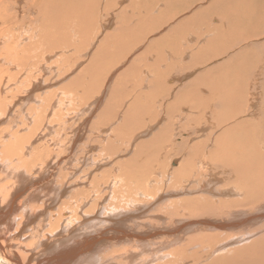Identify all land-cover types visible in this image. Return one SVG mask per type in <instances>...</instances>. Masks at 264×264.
Instances as JSON below:
<instances>
[{
	"label": "rangeland",
	"instance_id": "obj_1",
	"mask_svg": "<svg viewBox=\"0 0 264 264\" xmlns=\"http://www.w3.org/2000/svg\"><path fill=\"white\" fill-rule=\"evenodd\" d=\"M42 1L43 8L26 3L22 5L23 9L19 8L21 4L14 6L12 3H0L6 10L5 17L0 14V18L7 17L6 20L15 21H6L5 25L0 22V98H3L0 99V115L4 116L0 117L4 119L0 121V128L3 129H0V150L5 146L3 148L7 153L9 149L7 155L12 163L19 161L17 154L20 153L26 158H23V163L29 161L26 165L38 162L41 154L40 162H47L48 159L51 165L48 166L49 170L52 168V172L44 170L47 177L42 175V178L45 176L49 188L41 191L50 193L47 195L50 204L46 203L45 208L49 205L52 207V203L55 206L48 210L43 208V212L36 210L45 217L41 215L37 218V224L35 221L29 223L26 232L29 229L31 232L34 226L35 229L37 225H43L39 227L44 234L45 230L50 231L46 234L48 235L52 232V227H56L55 232L64 235L73 233L77 245H81L83 241L87 244L86 242L94 236L104 239V234L120 243L126 239L125 243L112 248L105 245L104 252H100L102 254L97 250L98 254L95 253L92 260H83L80 264H125V261L119 263L117 256L123 255L125 249L134 251L136 248L145 253L141 261L145 258L150 261L153 258L148 264H209L216 256L228 260L229 264L233 261V264H264V235L261 236L264 234V228L260 223L250 228H256L251 237L245 232L230 231L236 228L233 226L226 227L232 228L226 229L230 231L229 234L225 229L223 232L220 230L223 227L217 223L220 220L225 221L232 209L237 210L228 209L227 202L242 199L238 191H245L251 180L242 182L238 187L234 181L235 175H229L228 168L214 169L220 167V163L239 164L250 155L249 153L254 155L253 158L264 160V144L259 145L264 141V116L263 120L257 119L258 115L264 114V105L259 107L262 99L264 102V70L261 71L264 69V0H181V3L180 0ZM16 11L19 13L16 14ZM35 18L41 24L36 23ZM54 22L59 24L61 29H51L50 23ZM253 25L256 28H251ZM242 28L244 33L237 35L243 32ZM138 38L139 42L136 41ZM241 43L245 47L240 46ZM247 44L250 47L246 46ZM104 47H107L106 51ZM103 51L105 53H101ZM253 87L256 94L251 90ZM242 92H248L251 100L254 97L252 101H257L255 111H250L254 102L248 100L249 96L244 99L247 101L244 106H249L244 112H250L252 115L247 116L248 120L241 123V127L236 130L238 133L249 135L244 134L246 136L243 137L228 133L223 146L215 147L213 137L209 141L211 144L208 142L211 146L203 147L202 144L211 129L208 125H214L221 118L229 116L228 101L231 98L234 100L235 96ZM252 92L255 95H252ZM215 101L219 103L217 106ZM251 124L261 126V130L253 132ZM217 132L219 130L215 136L221 130ZM159 138L163 140L160 141ZM16 141H19L20 145ZM246 143L250 144L247 146ZM141 145L143 150L140 149ZM145 150L148 153L145 154ZM13 154H16L17 158ZM239 154H242L241 159ZM9 159H6L7 168L15 172ZM202 160L206 162L204 167L198 164ZM25 164L19 169L24 173L29 169ZM37 166L36 170L39 168ZM244 166L248 170L254 169V165L249 166L246 163ZM239 170L248 173L243 165ZM253 174L259 176L261 181L264 178L263 172ZM146 176L150 179L145 178ZM212 176L217 181L207 188H200L207 185ZM142 179L143 183H146L140 186L138 181ZM50 191H57L58 195H52ZM27 192L24 197L26 200L29 199ZM36 192L39 191L33 192L34 196ZM225 192H230L233 196L228 197L226 194L230 193ZM52 196L57 200L52 199ZM33 198L35 197L27 200L28 205H41L42 200L36 201ZM201 199L203 203L212 200L217 202L215 204L221 202L217 206L220 209L215 212L220 214L216 218L205 215L195 217L180 211L184 210V204L189 201ZM170 203L172 208H176L173 209L176 214L169 211L172 209ZM101 206L103 208H100ZM252 207L247 205L238 215L246 210L253 211ZM255 209L258 208L255 206ZM225 211L229 213L226 214ZM27 212L33 214L30 210ZM169 213L174 218L170 217ZM125 214H137V222L131 227L128 222L122 225L123 231H126L123 238L113 232L120 227L108 219L114 217V221H118ZM197 216L202 220L205 216V219L201 221L199 218V221ZM15 217L19 222L17 213ZM190 221L193 222L188 223ZM232 221L237 220L234 218ZM16 222L15 226L18 224ZM58 222L60 223L56 225ZM153 226L159 228H156L157 232H154L156 230L152 229ZM18 229L20 230L14 227L10 230L15 233L13 236L20 233ZM147 230L150 234H145ZM129 233L134 236H127ZM215 235L220 239V244L217 239L216 243L211 239ZM224 235H227L224 240L230 242L219 238H225ZM22 236L12 239H15V242L21 241L19 244L24 249L21 252L26 249L30 253L32 241ZM208 240H211V251H208ZM157 241H161V244ZM202 242H208L205 249ZM252 247V250L257 252L251 257L244 258L245 253L239 254ZM206 250L210 253L209 257L205 256ZM34 252L33 254L37 253ZM238 255L243 256L237 258ZM100 257L101 263L98 260ZM247 259L250 261L247 262ZM136 260L137 258L134 264L137 263ZM21 261L23 263V259ZM40 262L38 260L35 264Z\"/></svg>",
	"mask_w": 264,
	"mask_h": 264
},
{
	"label": "bare ground",
	"instance_id": "obj_2",
	"mask_svg": "<svg viewBox=\"0 0 264 264\" xmlns=\"http://www.w3.org/2000/svg\"><path fill=\"white\" fill-rule=\"evenodd\" d=\"M22 1V2H21ZM21 1H17V0H10V1H7V0H0V3H12L14 6H19V4H21V6H19V8L20 7H22V9H23V4H26V3H29V4H35L37 7L39 6V8H43V7H41V4L43 3V1L42 0H21ZM90 1V0H89ZM88 1V2H89ZM102 1V0H101ZM104 1V0H103ZM122 1V0H121ZM125 1V0H124ZM127 1V0H126ZM133 1V0H132ZM176 1H179V0H176ZM175 1V2H176ZM170 2V1H169ZM174 2V1H173ZM95 3V2H94ZM180 3H181V0H180ZM185 4V3H184ZM87 5V4H86ZM147 5V4H146ZM12 7V6H11ZM179 7V6H178ZM15 8H17V7H15ZM18 8V9H19ZM165 8V7H164ZM196 8V7H195ZM22 9H21V11H22ZM86 9V8H85ZM119 9V8H118ZM100 10V9H99ZM192 10V9H191ZM5 9H4V7H3V5H0V14L1 15H3L4 17H5ZM86 11V10H85ZM125 11V10H124ZM110 12V11H109ZM114 12V11H113ZM126 12V11H125ZM189 12V11H188ZM187 12V13H188ZM16 14H18L19 13V11H16L15 12ZM163 13V12H162ZM238 13V12H237ZM100 14V13H99ZM115 14V13H114ZM129 14V13H128ZM191 14V13H190ZM37 15H39L38 13H37ZM186 16V15H185ZM191 16V15H190ZM41 17V16H40ZM117 17V16H116ZM133 17H134V15H133ZM49 19H50V17H48ZM173 18H174V16H173ZM239 18V17H238ZM7 19V17L6 18H0V22H2L3 24H1V25H5L4 23L7 21L8 23H12V22H15V21H11L10 22V20H6ZM16 20H17V16H16V18H15ZM100 19V18H99ZM42 20V19H41ZM139 20V19H138ZM174 20V19H173ZM196 20V19H195ZM241 20V19H240ZM254 20V19H253ZM256 20H258V19H256ZM43 21V20H42ZM50 21L52 22V20L50 19ZM151 21V20H150ZM35 22L36 23H38V22H40L37 18H35ZM57 22V21H56ZM56 22H54V23H50L51 25H50V27H51V29H61V27L59 26V24H55ZM73 22V21H72ZM241 22V21H240ZM248 22V21H247ZM116 23V22H115ZM138 23V22H137ZM225 23V22H224ZM244 23V22H243ZM253 23H254V21H253ZM252 23V24H253ZM255 23H257V22H255ZM40 24H41V22H40ZM63 24V23H62ZM140 24V23H139ZM236 24V23H235ZM241 24L242 23H240V26H241ZM65 25V24H64ZM94 25V24H93ZM138 25V24H137ZM198 25V24H197ZM255 25V24H254ZM253 25V27L251 26V28H256V26H254ZM120 26V25H119ZM128 26V25H127ZM237 25H235V27H236ZM126 27V26H125ZM198 27V26H197ZM201 27V26H200ZM218 27V26H217ZM247 27H249V26H247ZM246 27V28H247ZM259 27H260V25H259ZM6 28H8V26L6 25ZM36 28V27H35ZM130 28V27H129ZM128 28V29H129ZM199 28V27H198ZM258 28V27H257ZM46 29V28H45ZM48 29H50L49 27H48ZM70 29V28H69ZM128 29H124V30H128ZM235 29V28H234ZM243 29V32H239L240 34H238L237 33V35H240L241 36V33H244V28H242ZM252 29V30H253ZM36 30H38V28L36 29ZM121 30V29H120ZM123 30V31H124ZM131 30V29H130ZM137 30V29H136ZM241 30V29H240ZM122 31V30H121ZM132 31H134V29H132ZM131 31V32H132ZM139 31V30H138ZM206 31V30H205ZM219 31V30H218ZM248 31V30H247ZM264 31V30H263ZM35 32V31H34ZM65 32V31H64ZM125 32V31H124ZM137 32V31H136ZM249 32H250V30H249ZM254 32V31H253ZM256 32V31H255ZM258 32V31H257ZM2 33V32H1ZM50 33V32H49ZM52 34L54 33V32H51ZM59 33V32H58ZM135 33V32H134ZM138 34H139V32H137ZM214 32H212V34H213ZM235 33V32H234ZM262 33V32H261ZM107 34V33H106ZM129 34V33H128ZM203 34H204V31H203ZM210 34V33H209ZM34 35V34H33ZM111 35V34H110ZM142 35V34H141ZM214 35V34H213ZM237 35L235 36L236 38H237ZM244 35V34H243ZM260 35V34H259ZM112 36V35H111ZM219 36V35H218ZM136 37V36H135ZM214 37V36H213ZM216 37V36H215ZM249 37H250V34H249ZM132 38V37H131ZM134 38V37H133ZM243 38V37H242ZM241 38V39H242ZM148 39V38H147ZM193 39V38H192ZM192 39H190V40H192ZM235 39V38H234ZM239 38H237V40H238ZM262 39V38H261ZM132 40H134V39H132ZM137 40H139V38L138 39H136V41ZM187 40V39H186ZM194 40V39H193ZM213 40H214V38H213ZM236 40V39H235ZM234 40V41H235ZM236 40V41H237ZM243 40H245L244 38H243ZM206 41H208V40H206ZM205 41V42H206ZM220 41V40H219ZM246 41V40H245ZM262 43H263V41L262 40H260ZM112 42V41H111ZM137 42H139V41H137ZM241 42H244V41H241ZM255 42V41H254ZM261 42H259V43H261ZM108 43V42H107ZM246 43V42H245ZM137 44V43H136ZM258 44V43H257ZM142 45V44H141ZM227 45V44H226ZM231 45V44H230ZM234 45V44H233ZM241 45H243L242 43L240 44V46ZM118 46V45H117ZM128 46V45H127ZM215 46V45H214ZM238 45H237V43H236V48H238L237 47ZM244 46V45H243ZM242 46V47H243ZM246 46H249L248 44L246 45ZM98 47H100V45H98ZM98 47H97V50H98ZM101 47H103V46H101ZM123 47H125V46H123ZM205 47V46H204ZM227 48H229L228 47V45L226 46ZM231 47H232V45H231ZM242 47H240V48H242ZM245 47V46H244ZM242 48V50L243 49H245V48ZM250 47V46H249ZM248 47V48H249ZM19 48V47H18ZM86 48H87V46H86ZM105 48V47H104ZM107 48V47H106ZM106 48H105V51H106ZM128 48V47H127ZM130 48V47H129ZM210 48V47H209ZM215 48V47H214ZM227 48H226V50H227ZM210 49H212V48H210ZM222 49V48H221ZM230 49V48H229ZM228 49V50H229ZM235 49V48H234ZM249 49H251V48H249ZM253 49V48H252ZM96 50V49H95ZM104 50V49H103ZM236 50V49H235ZM234 50V51H235ZM241 50V49H240ZM99 51V50H98ZM105 51H103V52H101V53H105ZM206 51H208V50H206ZM220 51V50H219ZM244 51V50H243ZM110 52V51H109ZM218 52V51H217ZM221 52V51H220ZM232 52V51H231ZM245 52V51H244ZM108 53V52H107ZM235 53H237V51L235 52ZM250 53V52H249ZM248 53V54H249ZM209 54H210V52H209ZM223 54V53H222ZM229 54V53H228ZM101 55V54H100ZM103 55V54H102ZM238 55V54H237ZM223 56V55H222ZM19 56H17V58H18ZM121 57V56H120ZM235 57H236V54H235ZM248 57H250L249 55H248ZM16 58V59H17ZM91 58V57H90ZM89 58V59H90ZM238 58V57H237ZM18 59H20V58H18ZM170 59V58H169ZM98 60V59H97ZM112 60H114V59H112ZM223 60V59H222ZM225 60H226V58H225ZM234 60V59H233ZM250 60H252V59H250ZM89 61V60H88ZM94 61V60H93ZM171 61V60H170ZM224 61V60H223ZM236 61V59L234 60V62ZM249 61V60H248ZM20 62V61H19ZM19 62H17V63H19ZM90 62V61H89ZM97 62V61H96ZM218 62V61H217ZM21 63H22V61H21ZM24 63H25V61H24ZM23 63V64H24ZM88 63V62H87ZM99 63V62H98ZM106 63V62H105ZM221 63V62H220ZM20 64V63H19ZM19 64H17L18 66H19ZM31 64V63H30ZM102 64V63H101ZM104 64V63H103ZM102 64V65H103ZM237 64V63H236ZM16 65V66H17ZM95 65V64H94ZM222 65V64H221ZM227 65V64H226ZM89 66V65H88ZM98 66H99V64H98ZM223 66V65H222ZM206 67V66H205ZM227 67H228V65H227ZM92 69H94V67L92 66L91 67ZM251 68V67H250ZM96 69V68H95ZM99 70H100V68H98ZM25 70V69H24ZM98 70V71H99ZM260 70V69H259ZM264 69H262L261 71H263ZM28 71V70H27ZM220 71V70H219ZM216 72V71H215ZM24 73H25V71H24ZM23 73V74H24ZM253 73V72H252ZM258 73H259V71H258ZM22 74V75H23ZM93 74V73H92ZM222 74V73H221ZM263 74H264V72H263ZM84 75V74H83ZM258 74H256L255 75V77L257 76ZM21 76V75H20ZM19 76V77H20ZM16 77V76H15ZM30 77V76H29ZM79 77V76H78ZM253 76H250V78H252ZM264 77V76H263ZM218 78V77H217ZM257 78V77H256ZM13 79V78H12ZM15 79V78H14ZM13 79V80H14ZM30 79H31V77H30ZM254 79V78H253ZM22 80V79H21ZM17 81V80H16ZM28 81H29V79H28ZM78 81V80H77ZM225 81V80H224ZM14 82V81H13ZM13 82H11V83H13ZM21 82H23V81H21ZM24 83V82H23ZM22 83V84H23ZM251 84L253 83V82H250ZM256 83V81L254 82V84ZM22 84H20V85H22ZM253 84V85H254ZM11 85V84H10ZM8 86V85H7ZM25 86V85H24ZM255 87H257V86H255ZM255 87H253L251 90H253V92L255 91ZM0 88H2V86L0 87ZM6 88V87H5ZM242 88V87H241ZM4 89V88H3ZM101 89V88H100ZM159 92H161V91H159ZM249 92V91H248ZM248 92L247 93H245V92H242V93H239V94H237L236 96H235V98H234V100L231 98L230 100H229V98L227 99V100H229L228 101V109H229V116H225V117H223V118H221L220 119V121H217V118H216V121L218 122V123H216V124H214V125H210L209 123H207V125L211 128L210 129V133L208 134V136H206V137H208V138H206L205 139V141L203 142V144H202V146L204 147H209V146H211V145H209V143L211 144V142H209L210 141V139L211 138H213L212 140H213V142H214V146L215 147H220V146H223L224 145V138H225V136L229 133V134H235V135H237V134H239L240 136H243V137H245L246 135H249L248 133H238L236 130H238L240 127H241V123H244L245 121H247L248 119L246 118L247 116H249V115H252V113H250V112H244V111H246L247 110V108L246 107H248L249 108V106H244L245 104H246V102L247 101H245L246 100V98H248ZM252 92V95H255L254 93ZM256 92H257V90H256ZM25 93V92H24ZM163 93V92H162ZM258 93V92H257ZM16 96H17V94H15ZM263 95V94H262ZM19 96H20V94H19ZM229 96V95H228ZM260 96V95H259ZM23 97V96H22ZM211 97H212V95H211ZM20 98V97H19ZM218 98V97H217ZM249 98H250V96H249ZM253 99H254V97H252ZM263 98V97H262ZM0 99H3V98H0ZM245 99V100H244ZM252 99V100H253ZM256 99V98H255ZM20 100V99H19ZM22 100H24V99H22ZM204 100V99H203ZM219 100H220V98H219ZM226 100V99H225ZM248 100H251V98L250 99H248ZM251 100V101H252ZM233 101H235V102H233ZM250 101V102H251ZM12 102H14V101H12ZM207 102H208V100H207ZM252 102H254V101H252ZM257 102V101H256ZM256 102H254V103H252L251 104V107L252 108H250V111H253L252 109H254V107L256 106ZM212 103V102H211ZM218 103V102H217ZM216 103V101H215V105L217 106L218 104ZM213 104V103H212ZM212 104H210V105H212ZM213 104V105H214ZM22 105V104H21ZM264 105V102H263V99L260 101V103H259V107H261V106H263ZM9 106H11V105H9ZM208 106V105H207ZM206 106V107H207ZM205 107V108H206ZM215 107V106H214ZM172 108H173V106H172ZM210 108H212V107H210ZM7 109V108H6ZM258 109V108H257ZM9 110V109H8ZM11 110V109H10ZM15 110V109H14ZM211 111H213L212 109H210ZM215 110H217V109H215ZM16 111V110H15ZM228 111V110H227ZM254 111H255V109H254ZM261 111V110H260ZM216 112V111H215ZM263 112V111H262ZM217 113V112H216ZM227 113V112H226ZM0 114H2V113H0ZM4 115V114H3ZM228 115V114H227ZM208 116V115H207ZM264 116V114H261V115H258V118L257 119H259V120H263L262 119V117ZM0 117H2V115H0ZM4 117V116H3ZM2 117V118H3ZM5 117H6V115H5ZM23 117H25V115L23 116ZM213 117V116H212ZM211 116H210V118H212ZM20 118H22V117H20ZM214 118V117H213ZM255 118V117H254ZM23 119H25V118H23ZM1 120H4V119H1L0 118V121ZM27 120V119H26ZM256 120V119H255ZM254 120V121H255ZM211 121V120H210ZM27 122V121H26ZM25 122V123H26ZM212 122V121H211ZM24 123V122H23ZM22 123V124H23ZM24 123V124H25ZM154 123V122H153ZM252 126H251V130L253 131V132H258V131H260L261 130V126H257V125H254V124H251ZM23 126V125H22ZM2 131H3V129L2 128H0ZM22 129V128H21ZM28 129V128H27ZM0 130V131H1ZM219 130V132H220V130H221V132L219 133V132H217V133H219L218 135H216L215 136V133H216V131H218ZM248 130H250V129H248ZM16 131V130H15ZM14 131V133H16ZM20 131V130H19ZM105 131V130H104ZM143 131V130H142ZM142 131L140 132V133H142ZM167 131H169V130H167ZM8 132H9V130H8ZM25 132H26V130H25ZM31 132V131H30ZM164 132V131H163ZM2 133V132H1ZM159 133H161V132H159ZM166 133V132H165ZM169 133V132H168ZM22 134H23V132H22ZM244 134H246L245 136H244ZM252 134H255V133H252ZM263 134H264V132H263ZM8 135V133L6 134V136ZM10 135V134H9ZM18 135V134H17ZM6 136H4V138L6 137ZM13 136H16V135H13ZM24 136V135H23ZM55 136V135H54ZM53 136V137H54ZM228 136V135H227ZM250 136H252V135H250ZM2 137V135L0 136V138ZM156 137H158V135H156ZM256 137V136H255ZM32 138V137H31ZM162 138V137H161ZM161 138H159L160 139V141H162L161 140ZM167 138V137H166ZM236 138V137H235ZM252 138H254L253 136H252ZM9 139V138H8ZM57 139V138H56ZM55 139V140H56ZM153 139H155L154 137H153ZM237 139V138H236ZM241 139V138H240ZM247 139H248V136H247ZM156 140V139H155ZM243 140V139H242ZM258 140V139H257ZM261 140V139H260ZM264 140V139H263ZM3 141V140H2ZM9 141H11V139L9 140ZM21 141H22V138H21ZM0 142H1V140H0ZM5 142V141H4ZM4 142H2V143H4ZM18 144L20 143L19 141H16ZM156 142V141H155ZM165 142L167 143L168 141L165 139ZM209 142V143H208ZM11 143H14V142H11ZM146 143H149V142H146ZM150 143H152V141L150 142ZM157 143V142H156ZM158 143H161V142H158ZM165 143V144H166ZM208 143V144H207ZM239 143H241V142H239ZM161 144H163V143H161ZM160 144V145H161ZM250 144V143H249ZM249 144H247L246 143V145L248 146ZM263 145L264 144V141L262 142V143H260L259 145ZM20 145V144H19ZM58 145V144H57ZM152 145V144H151ZM200 145V147H202L201 146V144H199ZM198 145V146H199ZM195 146H197V144H195L194 145V148H195ZM3 147H5V146H3ZM2 147V149L0 150V264H35L38 260L39 261H41L40 262V264H80V262L81 261H83V260H87V259H89V260H92V257L94 256L95 257V253H96V251L98 250V253H100V252H104V250H105V245H108L109 247H114V246H116V245H118V244H123V243H125L124 241L126 240V239H124L123 240V242L122 243H120V242H118V241H114V240H112V238H110L108 235H105L104 234V236H106V237H104V236H102V237H104V239H100L99 237H98V239L95 237H92V238H90L89 239V241H87L86 243L87 244H84V241H83V243L81 244V245H77V242H76V240H74L75 238V236L73 237L72 235H73V233L72 234H69V233H66L65 235L63 234V233H58V232H55V229H56V227H52V232L51 233H49L48 235H46L48 232H50V231H48L47 230V232H46V230H45V234H44V232L42 233V231H41V229H40V227H42L43 225V222H42V226H40V225H37L38 227H36L35 229H34V227H32L33 228V230L30 232V229L26 232V229L28 228V224L29 223H32L33 221H35L37 218H39L41 215H43L42 213H38L37 211L39 210V211H42V209L43 208H45V204L47 203V204H50V203H48L49 202V200L50 199H48V197H47V195H49L50 193H49V191H48V193L47 194H45L44 192H42L41 190H46L47 188H49V185H48V182H47V184H46V179L44 178L45 176L47 177V175H45V172H44V170H49V167L48 166H51L50 165V161L48 162V159H47V162H45V161H43V163L42 162H40L41 161V158H42V156H41V154H40V156L38 157V159H37V161L38 162H36V163H39L40 165H36V163H31V164H29V165H26L28 162H27V160H26V164L25 163H23V162H25V160L24 159H26V158H24V157H22V155L20 156L19 154H17V156H19L18 157V159H19V161H14L13 163L11 162V159H9L10 157H8V155H7V153H9V149L7 150L8 152L6 153V151H5V148H3ZM143 146L141 145L140 146V149H142L143 150V148H142ZM157 147H159V145H157ZM199 147V148H200ZM254 147H257V146H254ZM188 148V147H187ZM190 148V147H189ZM197 148V147H196ZM195 148V149H196ZM173 149V148H172ZM194 149V150H195ZM190 150V149H189ZM11 151H13V149H11ZM53 151V150H52ZM56 151V150H55ZM139 151H141V150H139ZM146 151V150H145ZM29 152H30V150H29ZM143 152V151H142ZM141 152V153H142ZM191 152V151H190ZM21 153H22V151H21ZM56 153V152H55ZM146 153H148V151H146L145 152V154ZM150 154H151V152H149ZM242 153V152H241ZM30 154V153H29ZM145 154H143L142 153V155H144L145 156ZM152 154H153V152H152ZM154 154H155V152H154ZM250 155L246 158V159H244V160H241L240 162H239V164H236V163H230V162H227V163H224V164H222V163H220L221 164V166L220 167H215L214 169H219V168H221V169H224V167H226V168H228L229 170H230V173H229V175H231V174H233V175H235V179H234V181H235V184H236V186H240V184L242 183V182H246V181H249V180H251L250 181V184H249V186L247 187V189L245 190V191H238L239 192V196H241V197H243L242 199L240 198L239 200H236V201H231V202H227V207H228V209L230 208H237V210L236 209H232V213H226V211H225V213L226 214H228V216H227V219L226 218H224V219H226L225 221H221L220 220V222H217V223H219L220 224V226H222L223 228H220V230H230V229H232V228H230L231 226H233V227H236L235 229L233 228V230H230V231H239V232H245V233H247V235L248 236H250L251 237V233H253V231H254V229H256V228H254V229H250V228H252L254 225H257L258 223H260L261 225L260 226H262V228H264V178L262 179V181H261V178L259 177V176H256V175H254L253 174V172H263L264 173V160L263 159H260V158H253L254 157V155L253 156H251L252 155V153H249ZM14 155V154H13ZM16 155V154H15ZM15 155H14V157H15ZM142 155H139V157L140 156H142ZM17 156L15 157V158H17ZM27 156V153H26V155H25V157ZM30 156H32L31 154H30ZM45 156H47V155H45ZM13 157V156H12ZM37 157V156H36ZM48 157V156H47ZM55 157V156H54ZM24 158V159H23ZM51 158V157H50ZM232 158V157H231ZM242 158V154H239V159H241ZM6 159H9V162H10V166H12L13 167V170L15 171V172H13V171H10L8 168H7V165H6ZM28 159V158H27ZM160 159V158H159ZM24 160V161H23ZM44 160V159H43ZM200 163H198L200 166L202 165V167H204L203 165L204 164H206V162H205V160H202V161H199ZM56 163V162H55ZM54 163V164H55ZM58 163V162H57ZM249 164V166H252V165H254V169L253 170H248L244 165L245 164ZM24 164L26 165V167H28L29 166V169H27L28 171H26V173H24V172H22V170L20 171L19 169H21L20 167L21 166H24ZM197 164V165H198ZM255 164H257V165H260V166H256ZM53 165V164H52ZM196 165V167L198 168V166ZM241 165H243V168L246 170V171H248V173H245L244 172V170H239V167L241 166ZM36 166L37 167H39L37 170L35 169L36 168ZM54 166V165H53ZM215 166V165H214ZM26 167H24V168H26ZM202 167H201V169H202ZM54 168L55 167H53V170H54ZM52 169V168H51ZM49 170V171H51L52 172V170ZM17 170V171H16ZM19 170V171H18ZM48 171V172H49ZM55 171V170H54ZM53 171V172H54ZM196 171V170H195ZM200 171V170H199ZM20 172V173H19ZM44 172V173H43ZM48 172H46V173H48ZM197 172V171H196ZM18 173V174H17ZM53 174V173H52ZM42 175H45V176H43V178H44V180H43V178H42ZM49 175H50V173L48 174V177H49ZM53 176H54V174H53ZM147 177H149V176H146L145 178H147ZM54 178V177H53ZM139 178V177H138ZM145 178H143L144 180H146ZM50 179H52V178H50ZM55 179V178H54ZM135 179V178H134ZM143 179L139 182L138 181V184L141 186L142 184H145V183H143L144 181H143ZM148 179V178H147ZM149 179H150V177H149ZM148 179V180H149ZM53 180V179H52ZM135 180H137V179H135ZM153 180V179H152ZM42 181H44L45 182V184H44V182L42 183V184H44V185H42L40 182H42ZM151 181V180H150ZM161 181V180H160ZM215 181H217V179L214 177V176H212L211 178H209V180L207 181V185H202V186H200V188L201 187H203V188H207V187H209L213 182H215ZM51 182H53V183H55L54 181H51ZM149 182V181H148ZM150 183V182H149ZM55 185L53 184V187H54ZM133 186H138V185H136V184H133ZM162 186V185H161ZM52 186L50 185V188H51ZM139 187V186H138ZM31 189V191L29 192L28 190H30ZM53 190H54V188H52ZM52 189H50V190H52ZM155 189H159V188H155ZM43 190V191H44ZM56 190H57V187H56ZM29 192V194H28V198L29 199H27V200H31L30 198L31 197H35V198H33V199H35L36 201L38 200H42L41 201V205L39 204V202H37V204H39V205H33V206H31V205H28L27 204V200L26 199H24V197L25 196H27V195H25V193L26 192ZM35 191H39L37 194H36V196H34V194L35 193H33V192H35ZM145 191H146V189H145ZM27 192V193H28ZM46 192V191H45ZM51 192V191H50ZM64 192V191H63ZM62 192V193H63ZM158 192V191H157ZM234 193L236 192V191H233ZM232 192V193H233ZM42 193V194H41ZM53 193H54V191H52L51 192V194L53 195ZM160 192H158V194H159ZM226 193H230V192H225V194ZM31 194V195H30ZM32 194H33V196H32ZM58 195V193H57V191H55V193H54V195ZM157 194V195H158ZM224 194V195H225ZM56 195V196H57ZM228 197H230V196H233L231 193H230V195H228V194H226ZM51 196V195H50ZM125 196H127V195H125ZM124 196V197H125ZM130 196V195H129ZM134 196V195H133ZM217 196V195H216ZM122 197V196H121ZM154 197H156V196H154ZM160 197H158V199H159ZM161 198H162V196H161ZM217 198V197H216ZM221 198V197H220ZM52 199H56L57 200V198H55V196H54V198H53V196H52ZM51 199V201H53ZM215 199V198H214ZM218 199V198H217ZM223 199V198H222ZM55 200V201H56ZM30 202V201H29ZM35 202V201H34ZM138 202V201H137ZM173 202V201H172ZM215 200H212V201H209V202H204L203 203V200L201 199V200H197V201H189L187 204H184V206H185V208H184V210H181L180 209V211L183 213V214H187V215H191V216H195L196 217V215H205V216H209V217H217L219 214L217 213H215L218 209H220V207H217V206H219V204L221 203H219V204H215ZM219 202V201H218ZM36 203V202H35ZM52 203V202H51ZM103 203V202H102ZM116 203V202H115ZM126 203V202H125ZM217 203V202H216ZM222 203H225V202H222ZM134 204V203H133ZM171 204V203H170ZM178 205H179V203H177ZM177 204H175L176 206H178ZM43 205V206H42ZM52 205V207H53V205L55 206V204H51ZM231 205H233V206H231ZM247 205H252L253 207H252V209H253V211H244L241 215H238V213H241L243 210H242V208H244V207H246ZM119 206V205H118ZM172 204H171V208H172ZM223 206H226V205H223ZM255 206L258 208V209H255ZM50 205L49 206H47V208H45V209H51L52 208ZM175 207V206H174ZM100 208H103L102 206L100 207ZM180 208H182V207H180ZM240 208H241V211H240ZM26 209V210H25ZM44 209V210H45ZM173 209H175L176 210V208H172L171 210H169V211H172V212H174L173 211ZM23 210V211H22ZM27 210L29 211L30 210V212L31 213H33V214H29L28 212H27ZM37 210V211H36ZM43 210V211H44ZM227 210V209H226ZM233 210H236V211H234L233 212ZM42 211V212H43ZM168 211V212H169ZM178 212H179V210H177ZM228 211V210H227ZM45 212H47V211H45ZM126 212V211H125ZM176 212V211H175ZM174 212V214H176ZM219 212V211H218ZM18 214V218H19V222H18V220H16V217H15V214ZM171 213V212H170ZM169 213V215H170V217H172V215ZM51 214V213H50ZM120 214H122V213H120ZM123 214H124V212H123ZM224 214V213H223ZM231 214V215H230ZM60 215V214H59ZM178 215H180L179 213H178ZM225 215V214H224ZM17 216V215H16ZM44 216V215H43ZM121 216V215H120ZM205 216L203 217L204 219H205ZM45 217V216H44ZM17 218V219H18ZM47 218V217H46ZM46 218H44L45 220H46ZM49 218V217H48ZM51 218H52V216H51ZM50 218V220H52ZM57 218V217H56ZM55 218V219H56ZM172 218H174V217H172ZM200 218V217H199ZM198 218V216H197V218L196 219H198L199 221H200V219ZM234 218L237 220V221H232V220H234ZM41 219V218H40ZM39 219V220H40ZM67 219V218H66ZM203 219V220H204ZM218 219V218H217ZM219 219H220V217H219ZM218 219V220H219ZM44 220V222H46L47 223V221H45ZM113 220V221H112ZM115 219H114V217H111V218H109L108 219V221L109 222H111V223H113L115 226H117V227H120V229H118L117 230V228L115 229V230H113V232H115V234H120V236H124V235H126V231H123L124 229L122 228V225L124 224V223H126V222H128V223H131V225H130V227L131 226H135L134 224L137 222V214H125V216L124 217H122V218H120L118 221H114ZM202 219H201V221H203ZM218 220H216V221H218ZM263 220V224L261 223V221ZM18 222V224H17V226H15L14 225V223L15 222ZM37 221V220H36ZM35 221V222H36ZM42 221H43V217H42ZM49 221V220H48ZM58 221V220H57ZM215 221V220H214ZM16 222V223H17ZM55 222V221H54ZM92 222V221H91ZM103 222V221H102ZM193 221H190V222H188V223H192ZM196 222V221H195ZM198 222V221H197ZM212 222V221H211ZM25 223H27V224H25ZM51 223H53L52 221H51ZM60 222H58V223H56V225H58ZM74 223V222H73ZM82 223V222H81ZM86 223V222H85ZM178 223V222H177ZM187 223V222H186ZM22 224V225H21ZM36 224H37V222H36ZM38 224H39V221H38ZM83 224H84V222H83ZM100 224V223H99ZM203 224V223H202ZM218 224V225H219ZM70 225V224H69ZM103 225V224H102ZM107 225V224H106ZM210 225V224H209ZM215 225H216V223H215ZM18 227V228H20V233L18 234L20 237L22 236V237H27L26 239H29V240H31L32 242H31V251H30V253H29V251H26V249H25V252H21L22 250H24L23 249V246H21V244H19V243H21V241L19 242V240H18V242H15V241H13V240H15V239H12L13 237L14 238H18L19 236L16 234V235H12V234H15V233H13V232H10V230L11 229H13L14 227ZM40 226V227H39ZM74 226V225H73ZM76 226H77V224H76ZM75 226V228H76V230L75 231H77V227H79V226H77L76 227ZM214 226V225H213ZM228 226H230L229 227V229L228 228H226V227H228ZM13 227V228H12ZM45 227V226H44ZM49 227V226H48ZM65 227V226H64ZM86 227H87V225H86ZM94 227V226H93ZM92 227V228H93ZM31 228V229H32ZM91 228V230H93ZM101 228V227H100ZM115 228V227H114ZM126 228H129V227H126ZM157 227H155L154 228V226H153V228L152 229H154V230H156V231H154V232H157L158 230L157 229H159V228H157ZM213 228V227H212ZM43 229V228H42ZM66 229V228H65ZM64 229V230H65ZM88 229V228H87ZM103 229V228H102ZM129 229H132V228H129ZM24 230H25V233H24ZM88 230H90V229H88ZM97 230V229H96ZM120 230V231H119ZM207 230V229H206ZM214 230H215V228H214ZM213 230V231H214ZM217 230V229H216ZM226 230V231H227ZM18 231V232H19ZM43 231H44V229H43ZM74 231V232H75ZM85 231H87V230H85ZM144 231H145V229H144ZM153 231V230H152ZM160 231V230H159ZM211 231H212V229H211ZM229 231V232H230ZM261 231H262V229H261ZM263 231H264V229H263ZM262 231V232H263ZM60 232V231H59ZM66 232V231H65ZM94 232V231H93ZM153 232V233H154ZM224 232V231H223ZM222 232V233H223ZM228 232V231H227ZM229 232H228V234H229ZM232 232V233H233ZM11 233V234H10ZM23 233V234H22ZM53 233V234H52ZM56 233H58V234H56ZM84 233V232H83ZM87 233V232H86ZM97 233V232H96ZM102 233V232H101ZM104 233V232H103ZM108 233V232H107ZM111 233H112V231H111ZM152 233V232H151ZM215 233V232H214ZM219 233H221V232H219ZM260 233V232H259ZM27 234L28 235H30V236H27ZM44 234V235H43ZM52 234V235H51ZM56 234V235H55ZM99 234H100V230H99ZM145 234H150V231H148L147 230V232L145 233ZM208 234V233H207ZM237 234H239V233H237ZM243 234V233H242ZM256 234V233H255ZM258 234V233H257ZM261 234V233H260ZM81 235V234H80ZM93 235V234H92ZM97 235V234H96ZM102 235V234H101ZM159 235V234H158ZM157 235V236H158ZM235 235V234H234ZM244 235V234H243ZM264 234H262L261 236H263ZM42 236H44V237H42ZM89 236V235H88ZM98 236V235H97ZM127 236H134L133 235V233H129ZM127 236H126V238H127ZM220 236V235H219ZM227 236V235H226ZM225 235H224V237L225 238H223L222 236L221 237H219V238H221V239H227V237H226ZM232 235H230V237H231ZM245 237H246V235H244ZM247 236V237H248ZM153 237V236H152ZM155 237V236H154ZM203 237V236H202ZM204 237H207V235H204ZM211 237V236H210ZM239 237V236H238ZM241 237V236H240ZM244 237V238H245ZM246 237V238H247ZM253 237V236H252ZM87 238V237H86ZM124 238V237H123ZM209 237H207V239H208ZM242 239H244L243 237H241ZM258 238V237H257ZM22 239V238H21ZM24 239V241H25V238H23ZM153 239V238H152ZM211 239L216 243L217 242V236L215 235V236H212L211 237ZM217 239V240H216ZM236 239H238V238H236ZM84 240V239H83ZM98 240V241H97ZM110 240V241H109ZM229 240V239H228ZM234 240V239H233ZM225 241V240H224ZM235 241V240H234ZM239 241H240V239H239ZM247 241V240H246ZM245 241V242H246ZM26 242V241H25ZM103 242H106V243H103ZM153 242V241H152ZM159 244H161V241L159 242V241H157ZM208 242H209V244H210V246H209V250L208 251H211V250H213V248L211 247V240H208ZM207 242V243H208ZM218 242H219V244H220V239L218 240ZM225 242H230V241H225ZM237 242V241H236ZM258 242H260V239H259V241ZM261 242H262V240H261ZM17 243V244H16ZM30 243V242H29ZM207 243H205V242H202V244H203V246H204V248L203 249H205V247L206 246H208L207 245ZM224 243V242H223ZM23 244V243H22ZM25 244V243H24ZM154 244V243H153ZM152 244V245H153ZM218 244V245H219ZM226 244V243H225ZM239 244V243H238ZM258 244V243H257ZM256 244V245H257ZM30 245H28V246H30ZM263 246H264V244H262ZM33 246V247H32ZM121 246V245H120ZM255 246V245H254ZM141 247V246H140ZM139 247V248H140ZM216 247H218V246H216ZM110 248V249H111ZM142 248V247H141ZM109 249V248H108ZM119 250H120V248H118ZM253 249V247L252 248H250V249H248L246 252H242V253H239V254H244L245 253V255L243 256V255H238V257L237 258H240V256H243L244 258H249V257H251L252 255H254L257 251H254V250H252ZM261 249H262V247H261ZM34 250H35V252H37L36 254H33V252H34ZM36 250H39L40 252H38V251H36ZM119 250H117V251H119ZM207 250H206V253H205V256L206 257H209V255H210V253L209 252H207ZM217 250H218V248H217ZM223 250H225V249H223ZM252 250V251H251ZM109 251V250H108ZM122 251V250H121ZM34 252V253H35ZM220 252V251H219ZM221 252H223L224 253V251H221ZM259 252H261V250L259 251ZM20 253V254H19ZM98 253H96V255L98 254ZM121 253H123V252H121ZM231 253H232V251H231ZM100 254H102V253H100ZM120 254V253H119ZM118 254V255H119ZM154 254V253H153ZM220 254V253H219ZM225 254V253H224ZM228 254H230V253H228ZM227 254V255H228ZM107 255V254H106ZM214 255V254H213ZM99 256H101V255H99ZM145 256V253L143 252V250L142 249H139V250H137V248H136V250H134V251H132V250H129V249H125V253L123 254V255H119V256H117V260H118V262L120 263V262H122V261H125L126 263L125 264H134L135 262V259L137 258V260H136V264H148L149 262H151V261H153L152 259L149 261V258L147 259V258H145V260L143 259L142 261H141V258L142 257H144ZM216 256V255H215ZM102 257V256H101ZM98 258V260H99V263H101V259L102 258ZM103 257H105V256H103ZM151 258V257H150ZM21 259H23V263H22V261H21ZM41 259V260H40ZM107 259V258H106ZM214 260L211 262V263H209V264H229V261L228 260H225L224 258H221V257H215V258H213ZM43 260V261H42ZM248 261H250V259L248 260L247 259V262ZM92 262V261H91ZM234 262V261H233ZM233 262H232V264H233ZM242 262V261H241ZM249 263H251V262H249ZM39 264V263H38Z\"/></svg>",
	"mask_w": 264,
	"mask_h": 264
}]
</instances>
